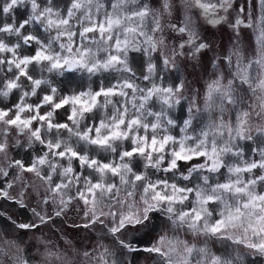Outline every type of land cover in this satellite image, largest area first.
I'll return each instance as SVG.
<instances>
[{
    "label": "snow or ice",
    "instance_id": "snow-or-ice-1",
    "mask_svg": "<svg viewBox=\"0 0 264 264\" xmlns=\"http://www.w3.org/2000/svg\"><path fill=\"white\" fill-rule=\"evenodd\" d=\"M0 200L100 230L13 264H264V0H0Z\"/></svg>",
    "mask_w": 264,
    "mask_h": 264
},
{
    "label": "rangeland",
    "instance_id": "rangeland-1",
    "mask_svg": "<svg viewBox=\"0 0 264 264\" xmlns=\"http://www.w3.org/2000/svg\"><path fill=\"white\" fill-rule=\"evenodd\" d=\"M26 203H35V196L26 198ZM9 216L18 223H29L35 220L30 211H25L10 201L0 200V247L6 253L0 255V260L3 261V264H13L11 257L15 255V248L10 246L12 243H17L24 247L26 255L38 258L37 249L43 251V248L38 243L37 237L45 241H50V246L55 245L62 248L65 245H69V248H71L74 245L76 248H81L82 245L91 247L100 235L99 229L95 232H89V230L83 228L73 227V222L81 223L82 218L71 212L67 217L54 218L49 224L43 225L34 231L18 229L7 219ZM36 222L38 223V221ZM86 237H91V239H86ZM131 238L132 236L129 235V239ZM188 238L190 239V237ZM26 242L31 243L32 247L28 248ZM105 243L110 245L111 238L109 237ZM144 243L147 244L148 241L146 240ZM218 249L219 245H216L214 250ZM78 259L79 257H77ZM127 259L131 264H156L154 259L144 252L132 254ZM32 264H36V262L32 261Z\"/></svg>",
    "mask_w": 264,
    "mask_h": 264
}]
</instances>
